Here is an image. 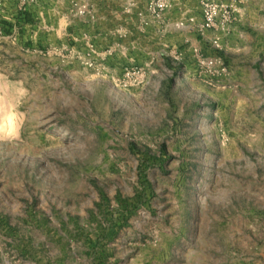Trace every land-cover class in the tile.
I'll list each match as a JSON object with an SVG mask.
<instances>
[{
	"label": "rangeland",
	"instance_id": "1",
	"mask_svg": "<svg viewBox=\"0 0 264 264\" xmlns=\"http://www.w3.org/2000/svg\"><path fill=\"white\" fill-rule=\"evenodd\" d=\"M150 1L0 0L11 258L25 240L66 264H264V50L211 84L194 50L216 54L175 26L199 0Z\"/></svg>",
	"mask_w": 264,
	"mask_h": 264
},
{
	"label": "crops",
	"instance_id": "2",
	"mask_svg": "<svg viewBox=\"0 0 264 264\" xmlns=\"http://www.w3.org/2000/svg\"><path fill=\"white\" fill-rule=\"evenodd\" d=\"M201 19L202 11L200 8L199 20ZM190 31L196 32V29L190 28ZM215 35L221 36L222 50L220 51L211 47V40ZM197 36L200 37V42L198 41L197 44L200 43L203 49L206 47L209 49L208 46H210L208 53L223 57L231 69L236 63L234 57H246L247 53L251 50H264V0H247L240 16L231 27V31L228 35L209 32L205 37L201 36L199 33ZM1 230L4 237L3 241H0V264H66V262L59 257L51 258L41 252L37 255V250L34 249V247L30 248L32 244L28 245V242L25 240V244L21 247L22 251H24L22 256L11 258L9 256V250L11 247H14L15 241L19 243L20 241L17 237H10V239L6 238L11 236L10 233H8L9 229L2 227Z\"/></svg>",
	"mask_w": 264,
	"mask_h": 264
},
{
	"label": "built area",
	"instance_id": "3",
	"mask_svg": "<svg viewBox=\"0 0 264 264\" xmlns=\"http://www.w3.org/2000/svg\"><path fill=\"white\" fill-rule=\"evenodd\" d=\"M20 1L22 4L29 2V0ZM246 2L247 0H199L202 19L199 20L195 16H190L187 19L178 21L175 26L181 30L194 28L203 37L209 32L228 35ZM169 7V0H152L149 2L150 12L159 17ZM211 44L216 50H222L221 36L215 35L211 40ZM194 53L197 59L198 71L209 83H220L223 78L228 76L229 66L221 56H206L199 48H196ZM125 78L130 81V85H141L146 80V72L142 68L127 69Z\"/></svg>",
	"mask_w": 264,
	"mask_h": 264
},
{
	"label": "clouds",
	"instance_id": "4",
	"mask_svg": "<svg viewBox=\"0 0 264 264\" xmlns=\"http://www.w3.org/2000/svg\"><path fill=\"white\" fill-rule=\"evenodd\" d=\"M26 91V90H25ZM22 123L19 114L13 111L8 117L0 118V141H12L19 137Z\"/></svg>",
	"mask_w": 264,
	"mask_h": 264
},
{
	"label": "trees",
	"instance_id": "5",
	"mask_svg": "<svg viewBox=\"0 0 264 264\" xmlns=\"http://www.w3.org/2000/svg\"><path fill=\"white\" fill-rule=\"evenodd\" d=\"M25 18H26V20L29 18V20H32L31 18H32V15L30 14V13H26L25 14Z\"/></svg>",
	"mask_w": 264,
	"mask_h": 264
}]
</instances>
